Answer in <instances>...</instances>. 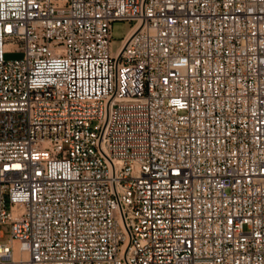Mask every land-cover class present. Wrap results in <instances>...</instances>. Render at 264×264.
<instances>
[{
	"label": "built area",
	"instance_id": "obj_1",
	"mask_svg": "<svg viewBox=\"0 0 264 264\" xmlns=\"http://www.w3.org/2000/svg\"><path fill=\"white\" fill-rule=\"evenodd\" d=\"M0 225V264H264V0H0Z\"/></svg>",
	"mask_w": 264,
	"mask_h": 264
},
{
	"label": "rangeland",
	"instance_id": "obj_2",
	"mask_svg": "<svg viewBox=\"0 0 264 264\" xmlns=\"http://www.w3.org/2000/svg\"><path fill=\"white\" fill-rule=\"evenodd\" d=\"M135 22L132 21H124V22H115L113 24V44L112 50L115 54L121 46V42L125 39L126 35L134 26ZM8 53L4 55L5 60H14L21 58L20 53H15L14 51L7 50ZM0 233L3 234V237L0 238V242H6L9 238V228L5 225H0Z\"/></svg>",
	"mask_w": 264,
	"mask_h": 264
}]
</instances>
